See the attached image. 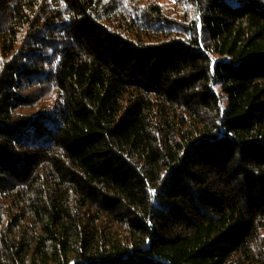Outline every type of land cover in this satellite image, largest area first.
<instances>
[{"label": "trees", "instance_id": "1", "mask_svg": "<svg viewBox=\"0 0 264 264\" xmlns=\"http://www.w3.org/2000/svg\"><path fill=\"white\" fill-rule=\"evenodd\" d=\"M0 264H264V0H0Z\"/></svg>", "mask_w": 264, "mask_h": 264}, {"label": "rangeland", "instance_id": "2", "mask_svg": "<svg viewBox=\"0 0 264 264\" xmlns=\"http://www.w3.org/2000/svg\"><path fill=\"white\" fill-rule=\"evenodd\" d=\"M32 86H33V84L30 83L29 81L20 80V87L21 88H31Z\"/></svg>", "mask_w": 264, "mask_h": 264}]
</instances>
